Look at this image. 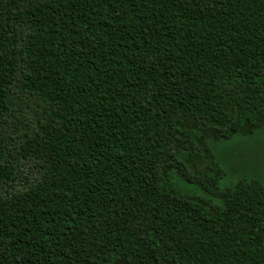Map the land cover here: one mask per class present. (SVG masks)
I'll return each instance as SVG.
<instances>
[{
	"label": "trees",
	"instance_id": "obj_1",
	"mask_svg": "<svg viewBox=\"0 0 264 264\" xmlns=\"http://www.w3.org/2000/svg\"><path fill=\"white\" fill-rule=\"evenodd\" d=\"M0 264H264V0H0Z\"/></svg>",
	"mask_w": 264,
	"mask_h": 264
},
{
	"label": "rangeland",
	"instance_id": "obj_2",
	"mask_svg": "<svg viewBox=\"0 0 264 264\" xmlns=\"http://www.w3.org/2000/svg\"><path fill=\"white\" fill-rule=\"evenodd\" d=\"M258 139H259V137H258ZM251 142H254V141H252L249 137L248 138H245L244 140H243V142H242V144H239V145H237L238 146V148H239V150L240 151H245L247 148H249V146H250V144H251ZM241 148V149H240ZM259 153L258 152V150H256V151H251L250 150V153Z\"/></svg>",
	"mask_w": 264,
	"mask_h": 264
}]
</instances>
